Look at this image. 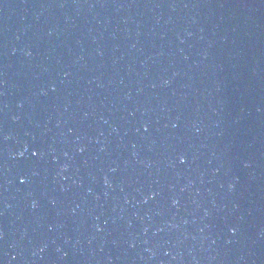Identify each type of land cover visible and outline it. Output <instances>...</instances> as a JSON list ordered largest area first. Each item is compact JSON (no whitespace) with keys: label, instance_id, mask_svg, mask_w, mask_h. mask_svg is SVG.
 Returning <instances> with one entry per match:
<instances>
[{"label":"water","instance_id":"obj_1","mask_svg":"<svg viewBox=\"0 0 264 264\" xmlns=\"http://www.w3.org/2000/svg\"><path fill=\"white\" fill-rule=\"evenodd\" d=\"M0 264H264V0H0Z\"/></svg>","mask_w":264,"mask_h":264}]
</instances>
